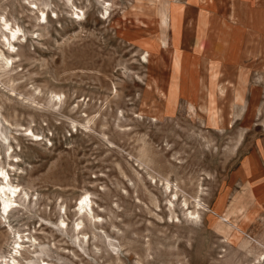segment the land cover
Masks as SVG:
<instances>
[{
	"label": "rangeland",
	"instance_id": "obj_1",
	"mask_svg": "<svg viewBox=\"0 0 264 264\" xmlns=\"http://www.w3.org/2000/svg\"><path fill=\"white\" fill-rule=\"evenodd\" d=\"M1 17L19 39L0 26V186L19 192L9 215L0 196V264H255L264 0H0Z\"/></svg>",
	"mask_w": 264,
	"mask_h": 264
},
{
	"label": "bare ground",
	"instance_id": "obj_2",
	"mask_svg": "<svg viewBox=\"0 0 264 264\" xmlns=\"http://www.w3.org/2000/svg\"><path fill=\"white\" fill-rule=\"evenodd\" d=\"M76 15L78 17H80L79 16L80 15L79 13H76ZM39 19L42 22H47V20H48L47 13L45 11H41V15H40V18ZM1 21H2V23L0 22V26H1V28L3 27V31H4V33L2 35V38H4L5 42L7 43L6 45L9 47V49L13 51L14 50V45L12 43V40H18L19 39L18 38L19 29H14L13 26L9 23V21L5 17H1ZM42 22H40V23H42ZM6 31H8L10 33V35H7ZM0 56L1 57H4V54L2 52H0ZM8 59L9 58H7V60ZM8 62H9V60H8ZM56 97H57V101H59L58 98L60 97V95H56ZM4 172L5 171H3V169H0V175H2L3 177H5V179H7V174H6V172L5 173ZM18 192H19V187L12 185L9 181H8V183L6 185L0 186V194H1L0 196H1L2 200H3V202H2L3 203V211L5 212V214H8L9 215L14 210L13 208L16 207L15 206L16 205V201L14 200V197L17 196ZM10 194H11V196H10ZM177 198L178 197L175 196V200ZM91 202L92 201L89 200L88 195H86V197L81 201V203L79 205V210H80L79 211V215L80 216H84L83 214L85 212H87L88 209H90L91 204H92ZM173 205L174 204H172V207H174ZM170 210L172 211V209H170ZM187 222H188V224H190L192 226H198L199 223H200L199 213L196 212V211L190 213L189 219L187 220ZM61 223L64 224L65 221H62ZM80 228H81L80 223H78L77 224V227H76V230L79 231V230H81ZM17 246H18V248L19 247L22 248V245H20V244L17 245ZM110 247L112 249H114V245L113 244H111ZM115 250H114V252L111 253V255L112 256L120 257V253L115 252ZM15 261L16 260L13 259L12 262H15ZM43 264H49V263L43 262ZM255 264H264V252L260 253V255L258 256V258L255 259Z\"/></svg>",
	"mask_w": 264,
	"mask_h": 264
}]
</instances>
